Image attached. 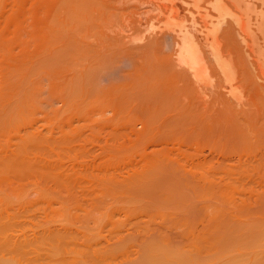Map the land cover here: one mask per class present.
Wrapping results in <instances>:
<instances>
[{"label": "rangeland", "instance_id": "1", "mask_svg": "<svg viewBox=\"0 0 264 264\" xmlns=\"http://www.w3.org/2000/svg\"><path fill=\"white\" fill-rule=\"evenodd\" d=\"M150 2L0 0V221L5 218L6 222H0L1 255L3 251V254L13 250L23 252L15 257L18 264H91L92 261V264H125L126 260L139 258L149 241V245L160 241L158 244L173 251L181 245L180 251L186 253L189 249L190 255L197 249L195 259L211 263L210 259L212 262L218 259L216 254L222 258L231 253L229 248L235 244V250L240 253L239 244L249 236L245 238V232L240 231L251 225V221L263 219L264 97L259 98L263 94L262 82L253 79L239 38L227 26L224 33V24L220 27L224 42L233 48L229 47L230 51L223 44L227 51L234 52L230 55L233 63L230 62L239 71L237 74L234 71L237 79L228 84L226 80L222 82L223 75L208 50V59L211 58L205 61L204 79L202 82L195 79L182 63H177L180 61L176 43L181 40L180 35L158 29L163 25L154 18L158 10ZM186 12L183 13L186 31L193 41L199 37L201 43H196L198 39L195 43L205 51L208 47L201 38L205 35ZM238 60L242 63H235ZM232 90L239 94V100L234 99ZM172 96L174 102L170 103ZM165 97L168 99L164 100ZM148 100L153 102L147 106ZM181 106L187 110L182 111ZM159 107L163 113L171 109L182 114L170 112L171 116L161 112L165 115L161 116ZM153 118L157 122L151 121ZM150 184L152 190L148 193L146 188ZM154 188L159 191L156 193ZM173 192H177L175 197ZM237 210L241 212H232ZM231 220L238 222L234 228L239 223H249L241 225L244 229L238 226L240 231L237 228L236 232ZM211 229L216 232L209 236L207 231ZM225 234L232 239L238 237L234 241L227 239L231 247L223 238L225 244L219 240ZM209 237L216 238L227 249ZM173 240L175 244L181 240L174 249ZM244 242L247 244L242 243V248L251 247L250 251L247 249L250 254L242 252L245 258L239 262L259 264L252 253L261 248L252 247L250 240ZM217 247L225 253L216 250ZM88 249L92 250L91 254ZM201 249L205 256L200 254ZM65 256L70 257L67 262L62 261L67 259Z\"/></svg>", "mask_w": 264, "mask_h": 264}, {"label": "bare ground", "instance_id": "2", "mask_svg": "<svg viewBox=\"0 0 264 264\" xmlns=\"http://www.w3.org/2000/svg\"><path fill=\"white\" fill-rule=\"evenodd\" d=\"M150 5H152L153 7H156V9L158 10V13H156V15H155V17L154 18H156L157 19V23H162V25H163V27H159L158 28V25L157 26H155V25H153L155 28H158V29H166V30H168V31H170V32H174L175 34H177V35H180V37H181V40L179 41V42H177L176 43V45H177V48H176V52H177V56H178V60L180 61V62H177V63H182L184 66H185V68L188 70V73L189 74H193V76L195 77V79L197 78V79H199V80H201V82H202V79H204V77H203V69H204V65H205V61L208 59V57H209V55L211 54L212 56H213V58L215 59V60H213L214 62H215V64L217 65V67H218V71L220 70L221 71V73H222V75H223V80H222V82L224 81V80H226V82H227V84H228V82H230V81H233L234 79L236 80L237 78H236V75L235 74H237L238 72H236L235 71V69H237V68H235V67H233L232 66V64H231V60H232V58L230 57V55L231 54H233V53H231L230 51V49H229V47H228V45L224 42V33H225V30H226V27L225 26H227L228 27V29L229 28H232L233 29V35L234 36H236L237 38H239V46H241V50H242V54L243 55H245V59H247L248 61H247V63H248V65H249V67H248V69H251V71H252V73H253V75L252 76H254L253 77V79H255V81H260V82H262V89L263 90H261L262 92H263V94H261L260 93V95H259V98H261V97H264V0H151V2L149 3ZM181 4H183L184 5V7L181 5ZM184 11H187L186 13H188L189 15L188 16H190L189 18H190V21H192V23L194 24V25H198L197 26V28L200 26V28H198V30H199V32L200 33H203L204 35H205V37H201V38H203L204 40V45L206 46V47H208V49H206L205 51L204 50H202L203 48H202V45L201 46H197L196 45V43L197 44H199V42L201 43V41H199V37H197V39L194 37V39H196L195 41H196V43H195V41H193V39H192V37L189 35V33L186 31V25H185V22L187 21L186 20V17H185V14H183L184 13ZM154 18H152L151 20H154ZM161 19H165V22H162L161 21ZM189 20V19H188ZM189 21V23H191ZM188 23V22H187ZM188 23V24H189ZM191 23V24H192ZM191 24H189L190 26H191ZM222 24H224V28H223V30H224V33L220 30V27H221V25ZM153 28V27H152ZM196 28V29H197ZM228 29L226 30V31H228ZM162 31V30H161ZM223 33V34H221V32ZM232 35V36H233ZM231 35H229L228 36V39L229 38H231L230 37ZM232 38H234V37H232ZM227 40V39H226ZM235 40V39H234ZM233 40V41H234ZM202 41V42H203ZM229 41H231V39H229ZM229 45H230V43L228 42V41H226ZM234 42H236L237 43V41H234ZM223 43H225L226 45H227V47H228V49L230 50H226V46H225V44H223ZM203 44V43H202ZM232 44H233V42H232ZM238 44V43H237ZM234 45H235V43H234ZM205 46H203L204 47V49L206 48ZM199 47H201V50H200V48ZM231 48V47H230ZM232 48H233V45H232ZM231 48V49H232ZM235 48H236V46H235ZM223 49H225V50H223ZM237 49V48H236ZM209 51V53L210 54H208V53H206V51ZM240 50V51H241ZM202 51L203 52H205V54H206V57L205 56H203V55H205L204 53H202ZM207 51V52H208ZM235 51V50H234ZM239 51V52H240ZM230 52V53H229ZM239 52L237 53V57L239 56ZM241 53V52H240ZM207 54H208V56H207ZM225 54H226V56L228 57V58H225L226 56H225ZM234 55H236V53L234 54ZM225 56V57H224ZM59 57V56H58ZM232 57H233V55H232ZM242 57V55L240 54V57H239V59ZM206 58V59H205ZM211 58V57H210ZM210 58L208 59V60H210ZM212 58V59H213ZM223 58H224V60H223ZM228 59V60H227ZM230 59V60H229ZM238 59V58H237ZM243 59V58H242ZM58 61H59V59H57ZM242 60H240V63H242L241 62ZM244 61L245 60H243V65H244ZM51 64H52V62H50ZM55 63V62H54ZM130 63H132L131 61H130ZM232 63H233V60H232ZM235 63H238V64H240L239 63V60H238V62H235ZM234 63V64H235ZM246 63V62H245ZM129 64V63H128ZM181 64V65H182ZM180 65V64H179ZM236 65V64H235ZM240 66V65H239ZM242 66V65H241ZM240 66V67H241ZM245 66V65H244ZM216 67V68H217ZM240 67H239V69H240ZM246 67V66H245ZM242 69H243V66H242ZM241 69V70H242ZM186 70V71H187ZM191 73H190V72ZM219 71V72H220ZM236 73H235V72ZM250 71V70H249ZM247 72V71H246ZM220 73V74H221ZM235 73V74H234ZM241 73H242V71H241ZM245 73V72H244ZM252 73H250V74H252ZM249 74V75H250ZM242 75V74H241ZM244 75V74H243ZM248 74H246V76H247ZM235 76V77H234ZM91 77H93V76H91ZM90 77V78H91ZM234 77V78H233ZM237 77H240V76H237ZM245 77V76H244ZM250 77V76H249ZM76 78H77V76H76ZM191 78H192V76H191ZM207 78H208V76H207ZM233 78V79H232ZM78 79V78H77ZM148 79V78H147ZM244 79V78H243ZM248 79L249 78H247L246 80L248 81ZM83 80V79H82ZM92 80H93V78H92ZM144 80V79H143ZM76 81V80H75ZM90 82H93V81H91V80H89ZM95 81V80H94ZM147 81V80H146ZM145 81V83L147 84V82ZM155 81V80H154ZM149 82H150V84H151V82L152 81H150L149 80ZM148 82V83H149ZM155 82H157V81H155ZM204 82V81H203ZM225 82V81H224ZM89 83V82H88ZM210 84H212L211 82H209ZM254 83V82H253ZM71 84V83H70ZM76 84V83H75ZM90 84H92V83H90ZM95 84L96 83H94V86H95ZM227 84H226V86L225 87H227ZM77 85V84H76ZM71 86V85H70ZM89 86V85H88ZM93 86V85H92ZM153 86V85H152ZM158 86V85H157ZM161 86V85H160ZM163 86V85H162ZM223 86V85H222ZM236 86V85H235ZM78 87V86H77ZM228 87L230 88L231 87V85L229 86L228 85ZM75 88V87H74ZM83 88V87H82ZM84 88H85V85H84ZM83 88V89H84ZM224 88V87H223ZM232 89H233V87H231ZM234 88H236V87H234ZM73 89V88H72ZM77 89V88H76ZM157 89V88H156ZM237 89V88H236ZM235 89V90H236ZM86 90H88V89H86ZM93 90V89H92ZM158 90H159V88H158ZM76 91V90H75ZM74 91V92H75ZM78 91V90H77ZM76 91V92H77ZM162 91V90H161ZM239 91V90H238ZM157 92V91H156ZM155 92V93H156ZM160 92V91H159ZM163 92V91H162ZM232 92V96L234 97V99H240V96H239V94H236L235 92H233V90L231 91ZM250 92H251V90H250ZM73 93V92H72ZM158 93V92H157ZM240 93V92H239ZM154 94V93H153ZM153 94H151V95H153ZM163 94V93H162ZM164 94H165V92H164ZM163 94V95H164ZM251 94V93H250ZM158 95H159V93H158ZM157 95V96H158ZM154 96V95H153ZM156 96V95H155ZM156 96V97H157ZM164 96H167V95H164ZM175 96V95H174ZM174 96H172L173 97V101H171L170 103H173L174 102ZM75 97V96H74ZM149 97V96H148ZM159 97H160V95H159ZM162 97V96H161ZM170 97V96H169ZM171 97V98H172ZM251 97V96H250ZM153 98V97H152ZM243 98H244V96H243ZM149 99V98H148ZM154 99V98H153ZM159 99V98H158ZM157 99V100H158ZM166 99H168L167 97H165L164 98V100H166ZM264 99V98H263ZM152 100V99H151ZM156 100V101H157ZM160 100V99H159ZM163 100V99H162ZM162 100H161V102H162ZM175 100H176V98H175ZM260 100H262V99H260ZM146 101H147V99H146ZM146 101H145V103L144 104H146ZM177 101H178V99H177ZM150 102H153V101H150ZM149 102V100H148V102H147V106H148V104H150L151 105V103ZM155 102V101H154ZM160 101H159V103H161ZM167 102L169 103V100H167ZM176 102V101H175ZM181 102V101H180ZM180 102L178 103V104H180ZM165 103V101L163 102V104ZM184 103V102H183ZM155 105V104H154ZM157 105H159L158 103H157ZM160 105H162V103L160 104ZM173 105V104H172ZM171 105V106H172ZM180 105H182V103L180 104ZM177 106H179V105H177L176 104V108H177ZM155 107V106H154ZM161 107H163V105L161 106ZM168 107V106H167ZM183 107H184V104H183ZM182 106H181V108L183 109L182 111H184L185 109L183 108ZM142 108L144 109V106H142ZM147 108V107H146ZM145 108V109H146ZM150 109H151V107H149ZM148 108V109H149ZM157 108V107H156ZM176 108H172L173 110L174 109H176ZM164 109V108H163ZM168 109V108H167ZM179 111L181 110L180 109V107L179 108H177ZM187 110V109H186ZM185 110V111H186ZM141 111V110H140ZM143 111V110H142ZM150 110H148V112H149ZM160 111V113L159 114H161V112H162V109H160V107H159V110H158V112ZM164 111V110H163ZM170 112H174V111H171V109L169 110ZM176 112H174V115H175V113H177V110H175ZM178 111V115H180V114H182V113H180ZM184 111V112H185ZM144 112V111H143ZM147 112V111H146ZM152 113H153V111H151ZM169 112V113H170ZM188 112V111H187ZM155 113L156 114H158L156 111H155ZM163 113V112H162ZM165 113V115L168 113V111H165L164 112ZM163 113V114H164ZM168 113V114H169ZM190 113V112H189ZM188 113V114H189ZM151 114V113H150ZM154 114V113H153ZM155 114V115H156ZM156 115V116H160V115ZM163 114H161V116L163 115ZM167 114V115H168ZM171 114V113H170ZM192 113H190V115H191ZM12 115H14V114H12ZM148 115V114H147ZM155 115H152L151 114V116L152 117H156ZM165 115H163V116H165ZM178 115H176V117L178 116ZM184 115V114H183ZM182 115V116H183ZM149 116V115H148ZM171 116H172V114H171ZM175 116H173V118H174ZM181 116H179V118H180ZM262 117V116H261ZM145 118H147V117H145ZM144 118V119H145ZM151 117H149V119H150ZM157 118V117H156ZM164 119L166 118V117H163ZM172 118V117H171ZM170 118V119H171ZM172 118V119H173ZM148 119V120H149ZM157 119H159V117L157 118ZM161 119V118H160ZM159 119V120H160ZM166 119H169V118H166ZM175 119V118H174ZM177 119V118H176ZM175 119V120H176ZM185 119V118H184ZM183 119V120H184ZM152 120H155V118H153V119H151V121ZM136 121H138V120H136ZM167 121V120H166ZM165 121V122H166ZM173 121V120H172ZM179 120H177V122H178ZM155 122H157V120H155ZM160 122V121H159ZM161 122H163V121H161ZM160 122V123H161ZM237 122V121H236ZM264 122V121H263ZM159 123V124H160ZM168 123V122H167ZM180 123V122H179ZM184 123H185V121H184ZM136 124H137V122H136ZM135 124V125H136ZM158 124V123H157ZM169 125H170V123H168ZM175 124H177L176 122H175ZM182 124H183V122H182ZM227 124H230L229 122L227 123ZM161 125H163V124H161ZM165 125H166V123H165ZM240 125V124H239ZM262 125V124H261ZM171 126V125H170ZM172 126H174V124L172 125ZM183 126H185L184 124H183ZM182 126V127H183ZM221 126H224V125H221ZM259 126V125H258ZM176 127V126H175ZM181 127V128H182ZM225 127H226V125H225ZM224 127V128H225ZM239 127V126H238ZM237 127V129H239ZM263 127V126H262ZM261 127V128H262ZM169 128V127H168ZM181 128H180V130H181ZM230 128V127H229ZM231 128H233V127H231ZM235 128V127H234ZM264 128V127H263ZM184 129V128H183ZM222 129H223V127H222ZM226 129H228L227 127H226ZM225 129V130H226ZM241 129V128H240ZM239 129V130H240ZM171 130H173V129H171ZM175 130H179V129H175ZM218 130H219V128H218ZM235 130V129H234ZM262 131V130H261ZM262 132H264V131H262ZM261 133V132H260ZM262 134V133H261ZM251 135V134H250ZM258 135V134H257ZM259 136H260V134H259ZM235 137H237V136H234V138ZM251 137H252V135H251ZM257 137V136H256ZM256 137H253L255 140H257L256 139ZM262 136H260V138H261ZM264 137V136H263ZM237 139V138H236ZM249 140V139H248ZM250 140H251V138H250ZM258 141H259V139H258ZM263 141V140H262ZM253 143H255L254 142V140H253ZM254 146V145H253ZM16 163H18V162H16ZM163 163H165V162H163ZM19 164V163H18ZM162 164V163H161ZM169 164V163H168ZM159 165V164H158ZM165 165V164H164ZM166 165H167V163H166ZM18 166V165H17ZM162 166H163V164H162ZM170 166V165H169ZM168 166V167H169ZM155 167H157V166H155ZM161 167V166H160ZM164 168H165V166H163ZM21 168V167H20ZM19 168V169H20ZM153 169V171H154V169H156V168H152ZM158 169L160 170V169H162V170H165V169H163V168H159L158 167ZM157 169V170H158ZM168 169H170V168H168ZM153 171H151V172H153ZM156 171V170H155ZM168 171H170V170H168ZM173 172V171H172ZM175 172V171H174ZM173 172V173H174ZM178 172V171H177ZM180 172V171H179ZM171 173V172H170ZM171 175V174H170ZM174 175L176 176V174L174 173ZM174 175H172V176H174ZM180 176V175H179ZM177 177V176H176ZM165 179H167V178H165ZM138 180V179H137ZM161 180V179H160ZM169 180V179H168ZM132 181V180H131ZM153 181V180H152ZM163 181V180H162ZM167 183H168V181L167 180H165ZM191 181H193V180H191ZM154 183H155V181H154ZM156 183H158V182H156ZM198 183V182H197ZM129 184H130V182H129ZM148 184V183H147ZM151 184H153V183H151ZM151 184L150 185H148V187L146 188V189H148L149 190V192L148 193H150V191L152 190H150L149 189V186H151ZM161 184L163 185L164 183L163 182H161ZM190 184V183H189ZM185 185V184H184ZM200 185V184H199ZM198 185V186H199ZM153 187L154 186H156L155 184L154 185H152ZM158 186V185H157ZM157 186H156V188H157ZM189 186V185H188ZM191 186H193V185H191ZM131 187H132V185H131ZM178 187V186H177ZM187 187V186H186ZM194 187V186H193ZM201 187H202V185H201ZM133 188V187H132ZM184 188H185V186H184ZM196 188V187H195ZM131 189V188H130ZM135 189H138V188H136L135 187ZM142 189V188H141ZM144 189H145V186H144ZM145 189V190H146ZM159 189H160V184H159ZM181 189H182V187H181ZM188 189H189V187H188ZM194 189V188H193ZM197 189V188H196ZM1 190V189H0ZM140 190V189H139ZM138 190V192H140ZM143 190V189H142ZM156 190H158V189H155L154 188V191L157 193V191ZM184 190H186V189H184ZM183 190V191H184ZM190 190V189H189ZM129 191V190H128ZM132 191V190H131ZM159 191V190H158ZM161 191V190H160ZM202 191V190H201ZM133 192V191H132ZM146 192H147V190H146ZM181 191H179L178 192V194L180 193ZM188 192V191H187ZM131 193V192H130ZM134 193H135V190H134ZM147 193V194H148ZM167 193V192H166ZM174 194H175V192H173ZM191 193V192H190ZM136 194V193H135ZM141 194H143V193H141ZM161 194V192L158 194V195H160ZM168 194V193H167ZM181 194V193H180ZM187 194H189V193H187ZM264 194V193H263ZM150 195V194H149ZM149 195H147V196H149ZM153 195V194H152ZM157 194H156V196H158ZM164 195H165V193H164ZM169 195H171L172 197H173V194H169ZM168 195V196H169ZM177 195V192H176V194L174 195V197ZM182 195H183V193H182ZM186 195V194H185ZM1 196V195H0ZM134 196V195H133ZM137 196V195H136ZM155 196V194L153 195V197ZM161 196V195H160ZM167 196V197H168ZM184 196V195H183ZM138 197H140V196H138ZM153 197H150V198H153ZM213 197H214V195H213ZM264 197V196H263ZM134 198V197H133ZM137 198V197H136ZM156 198V197H155ZM171 198V197H170ZM186 198V197H185ZM137 199H139V198H137ZM154 199V198H153ZM162 199H163V196H162V198H161V201H162ZM189 199V198H188ZM188 199H187V201H188ZM258 199V198H257ZM262 199V198H261ZM143 200V199H142ZM164 200H167V198H165ZM129 201V200H128ZM135 201V200H134ZM141 200H139V202H140ZM149 201V200H148ZM148 201H144V202H146V203H149ZM154 201V200H153ZM183 201H185L184 199H183ZM191 201H193V200H191ZM199 201V200H198ZM258 201H259V199H258ZM131 202V201H130ZM133 202V201H132ZM165 202V201H164ZM171 202V201H170ZM190 202V201H189ZM194 202V201H193ZM201 202V201H200ZM260 202V201H259ZM166 203H167V201H166ZM261 203H262V206L264 207V205H263V203H264V201L262 202L261 201ZM182 204V203H181ZM183 204H185V203H183ZM154 205V204H153ZM164 205H166V204H164ZM169 205V204H168ZM187 205V204H186ZM150 206H152V205H150ZM160 206V205H159ZM161 206H163V205H161ZM189 206V205H188ZM262 206H261V209H262ZM183 207H184V205H183ZM198 207V206H197ZM199 207H201V206H199ZM258 207V206H257ZM183 208H181V210H182ZM186 209V208H185ZM198 209V208H197ZM200 209V208H199ZM243 209V208H242ZM247 209V208H246ZM257 209V208H256ZM260 209V207H259V210H261ZM241 210V209H240ZM263 210V209H262ZM180 211V210H179ZM185 211H188V209L187 210H185ZM189 211H191L190 209H189ZM238 211L239 210H237V211H232V212H237L238 213ZM242 211H244V210H242ZM247 211V210H246ZM251 211V210H250ZM184 212V211H183ZM227 212H230V211H227ZM239 212H241V211H239ZM262 211H260V213H261ZM263 212H264V210H263ZM256 213H258L259 214V212H256ZM181 214H182V212H181ZM263 215V214H262ZM8 216V215H7ZM264 216V215H263ZM262 216V217H263ZM6 217V216H5ZM226 218V217H225ZM224 217H223V219H225ZM228 218H230V217H228ZM228 218H226V219H228ZM240 219H242L243 218V216H242V218L241 217H239ZM248 218V217H247ZM250 218H253V217H250ZM250 218H248V219H250ZM261 218V217H260ZM219 219H222V218H219ZM231 219V218H230ZM233 219V218H232ZM246 219V218H245ZM255 219V218H254ZM263 219H264V217H263ZM263 219L261 220V219H256L255 221H251L252 223H251V225L249 226H247L246 225V223H249V222H244V223H239V225L238 226H240L241 227V229H244V227H242L243 226V224L245 225V226H247L246 228H245V230L243 231H240V229L238 228V226H237V228L239 229V231L240 232H242V233H244V235L243 236H247V235H249L247 238L248 239H244V237L242 236V235H239V234H234V235H239V237L240 238H243L244 239V241L245 240H250V245L253 247H260L261 248V250L260 249H258L257 250V248H256V250H255V248L253 249H251V250H255V252H257V253H252V254H254L256 257H257V261H259V264H264V221H263ZM2 220L3 219H1V221L0 222H2ZM4 220H5V218H4ZM3 220V221H4ZM211 220H213V219H211ZM235 220V219H234ZM214 221V220H213ZM222 221V220H221ZM226 221V220H225ZM232 222H233V220H231ZM244 221V220H243ZM5 222V221H4ZM211 222V221H210ZM228 222H230V221H228ZM231 222V223H232ZM241 222V221H240ZM6 223V222H5ZM10 223V222H9ZM214 223V222H213ZM238 223V222H237ZM237 223H236V221L235 222H233L232 223V226L235 224V225H237ZM7 224H8V222H7ZM13 224V223H12ZM210 224V223H209ZM212 224V223H211ZM217 224H219V223H217ZM9 225H11V224H9ZM14 225V224H13ZM225 225V224H224ZM230 226H231V224H229ZM233 226V228L234 227H236V226ZM242 225V226H241ZM0 226H2V225H0ZM5 226V225H4ZM8 226V225H7ZM218 226H220V224L218 225ZM229 226V227H230ZM182 227V226H181ZM222 227V226H221ZM224 227V226H223ZM2 228H3V226H2ZM183 228V227H182ZM216 228H218L217 226H215V229ZM232 228V229H233ZM237 228H234V230L235 229H237ZM0 229H1V227H0ZM11 229V228H10ZM159 229V228H158ZM157 229V231H159ZM186 229V228H185ZM215 229H213V230H215ZM231 229V230H232ZM246 229H247V234H246ZM3 230V229H2ZM56 230V229H55ZM217 230H219V229H216V231ZM221 230V229H220ZM226 230V229H225ZM231 230H230V232H231ZM233 230V232H238V230H235L234 231ZM57 231V230H56ZM61 231V230H60ZM59 231V232H60ZM160 231H162V230H160ZM204 231H207V230H204ZM209 231V230H208ZM207 231V234L209 235V233H211V232H213V233H211V234H213V235H215L214 234V232H216V231H212V229L210 230V232H208ZM224 231V230H223ZM4 232H5V230H4ZM62 232V231H61ZM155 232H156V230H155ZM182 232H183V230H182ZM221 232V231H220ZM51 233V232H50ZM52 233H54V232H52ZM57 233V232H56ZM62 233H64V232H62ZM159 233V232H158ZM169 233V232H168ZM172 233V232H171ZM184 233H186V232H184ZM204 233V235H205V233L206 232H203ZM218 233V232H217ZM223 233V232H222ZM225 233L227 234V233H229V232H227V231H225ZM242 233H240V234H242ZM42 234H44V233H42ZM41 234V235H42ZM162 234V233H161ZM160 234V235H161ZM222 235V237H221V239H219V237H217L219 240H220V242H222L223 241V243H224V240H225V242H228L227 241V239H229V238H231L232 239V236L231 237H229L228 235ZM49 235V234H48ZM64 235V234H63ZM155 235V234H154ZM170 235V234H169ZM187 235H189V233L188 234H186V237H188ZM229 235H230V233H229ZM233 235V236H234ZM14 236V235H13ZM38 237L40 236V234L39 235H37ZM51 236V235H50ZM67 236V235H66ZM147 236V235H146ZM155 236H157V233H156V235ZM167 236V235H166ZM200 236H203V235H200ZM210 236V235H209ZM225 236H228V238H224ZM236 236V237H237ZM246 236H245V238H246ZM24 237V236H23ZM60 237V236H59ZM64 237V236H63ZM148 237H152V236H148ZM159 237V236H158ZM194 237V236H193ZM196 237V236H195ZM198 237V236H197ZM196 237V239L198 240V238ZM214 237V236H213ZM235 236H234V238H236ZM4 238V237H3ZM20 238H22V237H20ZM29 238V237H28ZM42 238H43V235H42ZM45 238H49V237H45ZM54 238V237H53ZM191 238V237H190ZM222 238L224 239V240H222ZM233 238V239H234ZM238 238V237H237ZM1 239V238H0ZM7 239H9V238H7ZM25 239V238H24ZM35 239H36V237H35ZM34 239V240H35ZM51 239V238H50ZM55 239H57V238H55ZM60 239V238H59ZM63 240H64V238H62ZM66 239H68V238H66ZM65 239V240H66ZM92 239H94L93 237H92ZM91 239V240H92ZM154 239V238H153ZM152 239V240H153ZM156 239H157V237H156ZM155 239V240H156ZM173 239H175V237L173 238ZM195 239V238H194ZM194 239L193 240H191V241H194ZM208 239H210V237L208 238ZM213 239V238H212ZM212 239H210V240H212ZM230 239V240H231ZM231 240V241H234V240ZM242 239V240H243ZM10 240H12V239H10ZM26 240V239H25ZM91 240H89V242L91 241ZM160 239H158V241H159ZM164 240V239H163ZM170 240H172V239H170ZM182 240V239H181ZM181 240L179 241V243L181 242ZM201 240V239H200ZM204 240H205V238H204ZM241 240V241H242ZM22 241V240H21ZM30 241V240H29ZM29 241H27L26 243H28ZM43 241V240H42ZM54 241V240H53ZM62 241V240H61ZM93 241V240H92ZM174 241L175 240H173V243H174ZM177 242H178V240H176ZM185 241V240H184ZM196 241V240H195ZM207 241V240H206ZM212 241H217V239L216 238H214V240H212ZM211 241V242H212ZM231 241H229L228 242V244L226 243V245H228V246H230L231 247ZM238 241V240H237ZM241 242L240 243V239H239V245H241V254L239 253V250L238 249H236L237 250V252L239 253V256L238 255H234V254H238L237 252H236V250H235V248H236V244H235V246L234 245H232V246H234V248L232 247V248H229V249H231L230 251H231V253H226V256L222 253V255L221 256H225V257H222V258H220L219 256H217V254H216V257L215 258H217L218 257V259H216V261L214 262H212V259H210L209 260V262H211V263H208V262H206L207 264H239V263H241V262H239V261H241V260H243V258H245V256H242V255H245V254H243L242 252H244V251H247L248 253H249V251H250V249L249 248H251V247H248L247 248V245H246V248L247 249H249V251L246 249H243L242 248V243H245V244H247L246 242ZM9 242V241H8ZM34 242V241H33ZM47 242V241H46ZM55 242H58V241H56L55 240ZM59 242H60V240H59ZM149 242H151V241H149ZM149 242L147 243V244H145V245H147V246H145V248L143 249V251L141 252V254H140V256H139V258H136V259H133L132 261H127L126 260V262H128V263H126L125 262V264H206V263H202V262H200V260H196L197 258L194 256V254L197 252V249H196V252L195 251H192V252H195L194 254H192V255H190V251H189V249L187 250V248H186V250L188 251H186V253H183V252H181L180 251V247H181V245H179V248H177V250H171V248H168V247H164L163 245H161V244H158L159 242H157L156 243V241H155V244L152 242V245H151V243H150V245H149ZM163 242V241H162ZM176 242V243H177ZM187 242V241H186ZM208 242V241H207ZM219 241H217V243H218ZM44 243V242H43ZM50 243V245H51V242H49ZM63 243H65V242H63ZM66 243H67V241H66ZM172 243V244H173ZM178 243V244H179ZM182 243H183V241H182ZM185 243V242H184ZM193 243V242H192ZM200 243V242H199ZM204 243V242H203ZM208 243H210V242H208ZM216 243V242H215ZM214 243V244H215ZM8 244L9 243H7V246H8ZM21 244V243H20ZM39 244V243H38ZM42 244V243H41ZM53 244H56V243H53ZM164 244V243H163ZM166 244V243H165ZM171 244V245H172ZM175 244V243H174ZM173 244V245H174ZM178 244H175V246H173V249H174V247L176 248V247H178V246H176V245H178ZM193 244H195V243H193ZM196 244H198V241H197V243ZM202 244V243H201ZM213 244V243H212ZM218 244H220L219 245V247H223V249H227L226 247H224L221 243H218ZM225 244V243H224ZM230 244V245H229ZM233 244H234V242H233ZM44 245H47V243L46 244H44ZM62 245H64V244H62ZM66 245V244H65ZM142 245H143V242H142ZM170 245V246H171ZM207 245V244H206ZM209 245V244H208ZM237 246L238 248L240 247V246ZM250 245H248V246H250ZM4 246H6V245H4ZM29 246H31V245H29ZM40 246V245H39ZM57 246V245H56ZM139 246H141V245H139ZM167 246V245H166ZM190 246H191V243H190ZM189 246V247H190ZM203 246H204V244H203ZM210 246H212V245H209V247ZM216 246H218L217 244L216 245H214L213 247L215 248ZM14 247V246H13ZM27 248H28V246H26ZM38 247V246H37ZM42 247V246H41ZM48 247V246H47ZM60 247V246H59ZM58 247V248H59ZM142 247V246H141ZM183 247V246H182ZM188 247V248H189ZM202 247V245L200 246V248ZM243 247H245L244 245H243ZM12 248V247H11ZM18 248V247H17ZM30 248V247H29ZM44 248V247H43ZM56 248V247H55ZM168 248V249H167ZM196 248V247H195ZM194 247H193V249H195ZM205 248V247H204ZM214 248H212V249H214ZM3 249H4V247H3ZM9 249V248H8ZM16 249V248H15ZM19 249V248H18ZM39 249V248H38ZM45 249V248H44ZM48 249V248H47ZM52 249H53V246H52ZM61 249V248H60ZM139 249H142V248H140L139 247ZM206 249V248H205ZM204 249V250H205ZM209 249V248H208ZM208 249H206L207 251H208ZM219 249V252L221 251V252H224L223 250H222V248L220 249V248H216V250H218ZM234 251H233V250ZM20 250V249H19ZM30 250V249H29ZM35 250V249H34ZM33 250V251H34ZM50 250V249H49ZM54 250L55 249H53V252H54ZM192 250V249H191ZM202 250V252L200 251V254L201 253H203V249H201ZM260 250V251H259ZM43 251V250H42ZM41 251V252H42ZM80 251V250H79ZM83 251V250H82ZM81 251V252H82ZM90 251H92V250H90ZM89 251V249H88V252H90ZM138 251V250H137ZM173 251V252H172ZM176 251V252H175ZM178 251H180V252H178ZM212 251H214V252H216L215 250H211L210 249V252H212ZM226 251H228V250H226ZM230 251H228V252H230ZM1 252V251H0ZM4 252V251H3ZM3 252H2V255L0 254V264H18V263H16V259H15V257L17 258V255H19V254H23V252H21V253H18L19 251L18 250H13V251H10V252H8V253H4L3 254ZM31 252V251H30ZM44 252V251H43ZM88 252H87V255H88ZM95 252H96V250H95ZM190 252V253H189ZM204 252H206V251H204ZM234 254H233V253ZM247 252H245L246 253V255L248 254ZM28 253V252H27ZM36 253V252H35ZM34 253V254H35ZM47 253V252H46ZM48 253H49V251H48ZM57 253H59V252H57ZM85 253V252H84ZM84 253H80L83 257H85L84 256ZM93 253V252H92ZM138 253H139V251H138ZM187 253H189V255L187 254ZM197 253H199V251L197 252ZM225 253V252H224ZM32 254V253H31ZM54 254V253H53ZM90 254H91V252H90ZM136 254H137V252H136ZM204 254V253H203ZM206 254V253H205ZM205 254H204V256H205ZM209 254V253H208ZM250 254V253H249ZM29 255H30V253H29ZM43 255H44V253H43ZM48 255H50V254H48ZM54 255H57V254H54ZM129 255V254H128ZM139 255V254H138ZM210 255V254H209ZM212 256H213V254H211ZM211 255H210V257H211ZM20 256H22V255H20ZM63 256V255H62ZM76 256H77V254H76ZM134 256V255H133ZM198 256H199V258H200V256L201 255H199L198 254ZM26 257V256H25ZM40 257V256H39ZM54 257V256H53ZM66 257V256H65ZM69 257V256H68ZM79 257V256H78ZM89 257H90V255H89ZM89 257H87V258H89ZM126 257H128V256H126ZM132 257V256H131ZM135 257H138V256H135ZM250 258H254V256L252 257L251 255L249 256ZM248 257V258H249ZM43 258H44V256H43ZM50 258V257H49ZM57 258V257H56ZM61 258V257H60ZM67 258V257H66ZM70 258V257H69ZM69 258H67V259H65V260H62V261H66V260H68ZM133 258V257H132ZM196 258V259H195ZM202 259H201V261L203 260V256L201 257ZM209 258V257H208ZM221 260H220V259ZM224 258V259H223ZM247 258V259H248ZM249 258V259H250ZM21 259H23L24 260V258H22L21 257ZM20 259V260H21ZM28 259V258H27ZM38 259H41V258H38ZM81 259H83V258H81ZM86 259V258H85ZM125 259V258H124ZM28 260H30V259H28ZM42 260V259H41ZM40 260V261H41ZM45 260H48V259H45ZM59 260V259H58ZM76 260V262L75 263H77V258L75 259ZM80 260V259H79ZM93 260H94V257H93ZM251 260H253V259H251ZM48 261H51V260H48ZM60 261H61V259H60ZM123 261V260H122ZM125 261V260H124ZM123 261V262H124ZM204 261H207V259L205 258V260ZM244 261V260H243ZM51 262H54V261H51ZM56 262V261H55ZM59 262V261H58ZM67 262V261H66ZM82 262V261H81ZM88 262H89V260H88ZM90 262H91V260H90ZM239 262V263H238ZM254 262V261H253ZM253 262H252V264H253ZM43 263V262H42ZM41 263V264H42ZM86 264H87V262H85ZM92 263H94V261H92ZM91 263V264H92ZM250 262H248V264H249ZM35 264V263H34ZM38 264V263H37ZM46 264V263H45ZM50 264V263H49ZM55 264V263H54ZM58 264V263H57ZM64 264V263H63ZM69 264V263H68ZM80 264V263H79ZM82 264V263H81ZM90 264V263H89ZM96 264V263H95ZM118 264V263H117ZM122 264H124V263H122ZM242 264V263H241Z\"/></svg>", "mask_w": 264, "mask_h": 264}]
</instances>
